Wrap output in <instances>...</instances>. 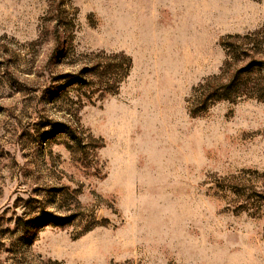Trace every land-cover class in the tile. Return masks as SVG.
<instances>
[{"label":"rangeland","instance_id":"374dc122","mask_svg":"<svg viewBox=\"0 0 264 264\" xmlns=\"http://www.w3.org/2000/svg\"><path fill=\"white\" fill-rule=\"evenodd\" d=\"M255 61L264 0H0V264H264Z\"/></svg>","mask_w":264,"mask_h":264},{"label":"trees","instance_id":"16d2710c","mask_svg":"<svg viewBox=\"0 0 264 264\" xmlns=\"http://www.w3.org/2000/svg\"><path fill=\"white\" fill-rule=\"evenodd\" d=\"M127 59V64H126V67H125V70L126 72L128 73L129 72V69L131 67V60L129 58H126ZM252 65V68H256V70L259 72V73H264V61H255L253 62ZM246 68L242 69V71H244ZM126 75V73H125ZM119 79L114 82V83H118L119 84ZM46 216H49L50 217V220L53 224L55 225H59V224H62V219L60 217H55V216H52L51 214H44ZM15 224H16V227H20L21 226V229L23 230V232L26 230L27 231V227L30 223V221H23V219H21V217L17 216L16 219H15Z\"/></svg>","mask_w":264,"mask_h":264}]
</instances>
